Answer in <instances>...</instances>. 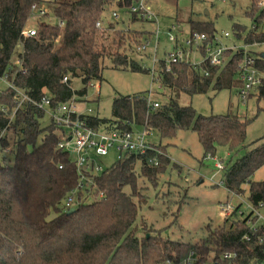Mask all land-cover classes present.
<instances>
[{
  "label": "trees",
  "instance_id": "obj_1",
  "mask_svg": "<svg viewBox=\"0 0 264 264\" xmlns=\"http://www.w3.org/2000/svg\"><path fill=\"white\" fill-rule=\"evenodd\" d=\"M139 1L56 0L47 16L53 14L64 25L37 18V33L24 36L32 7L39 0H0V74L16 56H22L25 72L17 74L16 85L28 90L35 99L50 95L57 104L74 94L87 95L88 83L103 79L105 60H110L115 68L147 73L128 53L151 38L152 33L117 28L104 16L106 10L115 7L131 13L129 24L143 20L142 15L139 17L137 12H132ZM260 2L264 0H252L246 11L251 19L249 29L243 24H234L235 40L246 44L264 43V6H260ZM179 18L177 15L181 25ZM189 23L191 32L207 33L210 38L219 33L214 21L192 18ZM224 56L227 58L225 66L206 65L210 71L208 76L185 63L172 64L168 72L163 63V84L176 92L175 95L205 93L211 87L216 91L232 88L244 49H228ZM257 57L256 67L264 73V58L259 54ZM67 75L70 78L64 82ZM77 76L84 86L74 90L72 80ZM253 96L264 103V78L258 91L246 101ZM14 101L13 90L0 93V133L4 129H17L20 133L15 142L13 164L0 163V264H177L191 250L199 255L195 264L215 260L220 264L264 262V225L251 228L247 219L239 215L240 206L224 219L223 226H207V236L201 243L154 235L153 229L145 236H138L136 224L146 199L138 189L139 178L156 185L158 177L170 164L167 155L149 152L117 161L95 176L99 191L95 197L101 192L104 195L68 212L64 199L78 183L77 167L70 154L58 148L59 137L54 133V126L43 127V110L27 106L10 122L1 106L8 104L14 108ZM111 108V119L98 114L92 122L96 126L117 123L126 130L134 125L145 126L154 130L161 140L174 138L179 130L192 129L203 146V158H214L219 146H227L232 155L242 150L248 125L253 120H242L232 114L206 116L193 106L180 105L174 96L152 109L142 93L119 94ZM8 145L6 135L1 146ZM167 146L160 141L157 147L166 153ZM155 156L159 159L157 166L150 161ZM263 166L264 142H260L225 169V187L241 195L246 192L244 185L248 184L250 203L259 207L264 203V180L254 181L251 177ZM253 222L258 223V217H254ZM246 234L250 235V240L244 238ZM226 253H231L232 257L224 258Z\"/></svg>",
  "mask_w": 264,
  "mask_h": 264
},
{
  "label": "rangeland",
  "instance_id": "obj_2",
  "mask_svg": "<svg viewBox=\"0 0 264 264\" xmlns=\"http://www.w3.org/2000/svg\"><path fill=\"white\" fill-rule=\"evenodd\" d=\"M55 1L39 0V3L49 6L52 11ZM146 3L158 18L161 26V43L157 54L159 59L166 58L173 50L167 38V32L172 25H179L177 15L178 18L180 17V23L185 32L190 30L189 22L192 18L200 21H214L220 34L225 31L232 33L230 38L223 39L224 43L234 42L238 48L243 40H235L234 24H243L247 29L251 27V19L246 16V11L252 0H146ZM113 11L120 13L118 20L114 19ZM52 15L50 13L42 20L58 22L57 18ZM104 16L107 21L114 22L117 28L124 30H148L152 33L156 28V24L154 25L151 19L144 16L145 19L129 25L132 21L131 13L115 7L106 10ZM38 20L37 16H31L26 28L36 27ZM61 40L62 35L59 41ZM255 48L259 51L264 50V43ZM128 55L147 73L133 71L131 68H115L110 60H105L103 79L90 81L92 84H100L99 88L88 84L86 95V99L89 100L88 105L96 112L98 111L100 117L112 118V102L119 94L142 93L148 96L151 92L152 98L158 100L161 105L169 102L174 96L180 105L193 106L199 113L206 116L232 114L242 120L253 118L247 128L245 147L233 155L227 146H219L214 158H203V146L197 133L192 129L179 130L174 138L161 140L158 136L156 138L158 142L161 141L168 145L166 150L168 155H166L170 157V164L158 177L156 185L143 177L139 178L138 189L143 192L146 199L140 208L136 224L138 236H145L153 229L152 234L154 235L159 234L174 240L181 239L193 244L201 243L207 236V226L217 228L224 225V219L227 217L221 216L220 211L226 206L225 204L240 206L245 213L251 211L248 184L244 185L246 192L237 195L230 192L222 184V180L228 166L255 145L264 142V103L259 102L255 96L248 99L249 101L242 100L238 95V85L235 82L232 88H223L219 91L211 87L205 93L190 95L180 92L179 95H175L176 92L163 84L161 76L159 80L162 87H159L158 80L153 79L151 68L154 64L150 51L143 53L134 48L129 51ZM192 77V71L189 70V79L192 80ZM83 86L81 77L73 78L72 88L74 90H79ZM49 122L46 118L42 122L43 127L49 125ZM6 135L9 145L2 148L0 142V163L6 162L11 165L14 161L15 142L20 137V133L17 129H12L6 130ZM216 160H221L225 165L223 170L216 169L214 165ZM115 161L116 155L113 152L102 159L104 166H111ZM251 179L264 180V166L257 170ZM126 190L130 191L129 188ZM229 225L230 223L226 224L227 227Z\"/></svg>",
  "mask_w": 264,
  "mask_h": 264
},
{
  "label": "built area",
  "instance_id": "obj_3",
  "mask_svg": "<svg viewBox=\"0 0 264 264\" xmlns=\"http://www.w3.org/2000/svg\"><path fill=\"white\" fill-rule=\"evenodd\" d=\"M264 6V2L259 3ZM32 16L37 18L47 17L49 7L43 3H34L32 7ZM132 12H137L139 16L156 20V15L150 10L146 4V0H140L136 3ZM113 17L118 20L120 13L113 11ZM63 26V21H58ZM98 26L101 23L98 22ZM37 33L36 27L25 28L24 36H34ZM232 33L229 31L217 33L213 38L207 33L203 32H188L184 34L180 25H172L167 32V38L172 44L171 50L166 58L159 59L157 54L161 43V26L156 21V28L152 31L151 38L145 39L140 45L136 47L138 52L146 53L150 51L153 55L154 67L152 70V77L158 80L160 86L162 83L159 76L162 77L164 70L163 63H165L166 71H171L172 64L185 63L192 65L203 75L208 76L210 71L206 65L225 66L227 58L224 53L228 49L237 51L244 49V58L239 63L237 73L234 76V82L238 85V95L242 100H246L251 94H255L262 84L264 73L256 67L257 56L247 51L245 48L236 45L228 46L223 39L230 38ZM260 44V43H256ZM157 64V67H155ZM22 56H17L7 66L5 71L0 74V93H4L9 89L15 92V106L11 108L8 104L2 105L3 113L8 114L10 122L16 118L19 111L24 110L27 106H34L44 111L45 119H49V125L54 126V133L59 137L58 148L70 154L73 162L77 167L78 183L64 199L65 210L76 208L79 204L88 203L96 198L102 197L101 192L99 197H95L98 191L95 182V176L100 175L104 170L110 166H104L102 159L107 157L112 152L116 155L117 161L129 157L131 155L144 156L149 152H154L156 155H166L162 150L158 149L160 142L157 141L158 135L154 130L148 129L145 126L134 125L131 130L123 129L119 124L107 122L101 123L98 126L92 120L98 116V112L88 105L89 100L86 95L80 96L74 94L69 100L54 104L50 95H45L40 99L33 98L29 91L25 88L19 87L15 83V77L18 73H24ZM69 76H65L63 81L68 82ZM91 86L100 84L88 83ZM147 97L148 104L152 109L160 107V102L152 98L150 92ZM6 136V129L0 133V142ZM155 166L159 164L157 156L150 160ZM141 165V160L138 161ZM113 163V164H114ZM112 164V165H113ZM111 165V166H112ZM216 168L223 170L225 165L217 160ZM62 167V166H61ZM222 184L224 181L222 180ZM99 192V191H98ZM220 211L221 216L229 217L233 214L238 206L225 204ZM251 211L245 213L240 207L238 210L242 219H247V224L251 228L256 229L258 224L264 225V203L261 202L259 207H255L250 203ZM258 217V223L253 222V218ZM250 240V235L244 236ZM263 239H260L262 242ZM231 253H226L224 258H231ZM199 259V255L195 250H191L186 258L177 264H195ZM206 264H220L219 260L207 262ZM253 264H264L258 262Z\"/></svg>",
  "mask_w": 264,
  "mask_h": 264
},
{
  "label": "crops",
  "instance_id": "obj_4",
  "mask_svg": "<svg viewBox=\"0 0 264 264\" xmlns=\"http://www.w3.org/2000/svg\"><path fill=\"white\" fill-rule=\"evenodd\" d=\"M147 4V3H146ZM148 5V4H147ZM149 7V6H148ZM158 20V18L156 19V20H151V21H153L154 22V25L156 24V21ZM132 24V23H131ZM130 25V24H129ZM153 25V26H154ZM181 26V29H183V31H184V34L186 35L188 32H190V30L188 31V32H185V29H184V27L182 26V25H180ZM129 28H130V26H129ZM153 29V28H152ZM226 43V42H225ZM263 44V43H262ZM226 45H228V46H232V45H236V44H234V42L233 43H231V44H227L226 43ZM260 44H256V43H253V44H246V43H242L241 45H239L240 47H243V48H245L247 51H250V52H252L254 55H256V56H258V54L260 55V56H262L263 58H264V50H261V51H259L258 50V48L256 49L255 47H257V46H259ZM254 51V52H253ZM98 112V111H97ZM167 155H168V152L166 153ZM231 154H232V152H231ZM230 154V155H231ZM211 158V157H210ZM221 161V160H220ZM216 162H217V160L215 161V164H216ZM214 164V165H215ZM215 167H216V165H215ZM217 169V168H216ZM218 170V169H217Z\"/></svg>",
  "mask_w": 264,
  "mask_h": 264
},
{
  "label": "water",
  "instance_id": "obj_5",
  "mask_svg": "<svg viewBox=\"0 0 264 264\" xmlns=\"http://www.w3.org/2000/svg\"><path fill=\"white\" fill-rule=\"evenodd\" d=\"M207 13H208V11H207ZM75 210V208H71L68 212H73Z\"/></svg>",
  "mask_w": 264,
  "mask_h": 264
}]
</instances>
